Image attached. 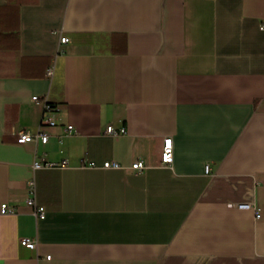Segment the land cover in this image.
I'll return each instance as SVG.
<instances>
[{
    "label": "crops",
    "instance_id": "crops-1",
    "mask_svg": "<svg viewBox=\"0 0 264 264\" xmlns=\"http://www.w3.org/2000/svg\"><path fill=\"white\" fill-rule=\"evenodd\" d=\"M3 203L0 264H264V0H0Z\"/></svg>",
    "mask_w": 264,
    "mask_h": 264
},
{
    "label": "built area",
    "instance_id": "built-area-1",
    "mask_svg": "<svg viewBox=\"0 0 264 264\" xmlns=\"http://www.w3.org/2000/svg\"><path fill=\"white\" fill-rule=\"evenodd\" d=\"M69 41V38L66 36L61 37L60 43H66ZM53 69H49V73L52 74ZM33 102L37 104L44 105V114L41 120V124L36 132H30L26 129H20L16 132V140L18 143H27V142H41L47 143L49 140V133L45 129L46 126H55L56 120L54 119L52 113L59 110L54 103L49 101V99L41 98L38 95L32 97ZM67 134H71L74 132V126L72 124H68L65 128ZM126 128L122 127L120 129H116L112 124L108 125L106 128V133L111 135H118L121 133H125ZM160 148H161V162L163 164H172L174 161V140L172 136H163L160 140ZM67 161L62 162H50L45 160H35L33 163V168L36 169H53V168H62L66 165ZM104 168H123L121 164L116 161H107L104 163ZM131 167L135 170L141 171L144 168V162L142 160H138L132 163ZM205 171L207 173L210 172V166L207 164L205 167ZM28 188L29 191L33 194L27 199V204L33 208L35 215L38 218H44L46 215V209L43 205L38 204L35 198V191H36V182L35 179L32 178L28 181ZM234 205L239 209L244 210H251L254 212L255 218H261V208L254 200L249 201H241L236 202ZM14 209L10 207L7 203H3L1 205L0 213L7 214V213H14ZM20 244L30 248V249H37V238L35 237H23L20 239ZM51 256H47L50 258Z\"/></svg>",
    "mask_w": 264,
    "mask_h": 264
}]
</instances>
